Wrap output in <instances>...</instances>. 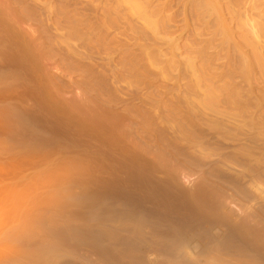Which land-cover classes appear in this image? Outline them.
<instances>
[{
  "label": "rangeland",
  "instance_id": "obj_1",
  "mask_svg": "<svg viewBox=\"0 0 264 264\" xmlns=\"http://www.w3.org/2000/svg\"><path fill=\"white\" fill-rule=\"evenodd\" d=\"M62 6L0 0V108L41 131L9 137L0 110V264L41 245L51 264H264V106H245L262 85L251 100L240 96L244 108L173 106L166 99L179 92L180 65L119 73L118 51L86 45L97 30ZM183 44L164 46L166 58L182 60ZM110 56L118 74L103 67ZM108 72L114 92L98 75ZM70 166L84 170L95 199L65 202L53 226L7 243L60 186L86 189L67 175L55 183ZM55 171L52 190L40 178Z\"/></svg>",
  "mask_w": 264,
  "mask_h": 264
},
{
  "label": "bare ground",
  "instance_id": "obj_2",
  "mask_svg": "<svg viewBox=\"0 0 264 264\" xmlns=\"http://www.w3.org/2000/svg\"><path fill=\"white\" fill-rule=\"evenodd\" d=\"M61 1L62 7L67 9V13L74 16L78 15L77 20L73 16L78 21L76 24L84 26L88 30H97V34L92 35V38L86 41V45H90L92 48L94 46L95 49L96 47L97 49L100 48V51H118V60H116L120 69L116 70H120L119 73L138 75L136 71L140 69L143 73L153 74L155 72L153 63L157 61L172 69L175 68V64L180 65V80H177L175 84L179 92L177 95L169 94L166 99L169 103L176 104L173 106L182 103L183 109H215L219 106L243 107L239 105L242 96L247 99L258 96L257 87L254 83L262 85L259 88L260 98L256 97L257 102L254 104L246 102L245 106L252 105L255 109L264 106V0ZM44 10V12L49 11V6ZM79 16L83 17L80 18ZM110 31V34L112 32L115 34L111 36ZM172 33L177 34V36L166 38V35ZM182 41L184 42L185 57H182V60L179 59L180 57H176L175 60L172 57L166 58L163 47L165 46L167 49L176 48ZM105 60L103 67L107 72L112 57L110 56ZM109 70L113 75L116 73V70L114 72L113 69ZM109 72L107 75L104 73L97 74L106 79L108 84L106 81L105 83L108 90L114 92L116 88L113 89V84L115 82L113 83L114 78L110 79L112 74ZM182 81L185 82L182 83ZM105 83L103 82L104 87H106ZM259 100L262 101L259 103ZM161 105L165 109H169L166 102ZM245 108L247 109V107ZM11 109L13 110V108L6 106L0 108L2 113H5L4 119L8 122L9 127L11 126L10 129L12 128L9 137L16 133H27L33 136H30L31 138L37 137L41 131L36 129L35 125L31 126L33 123L27 122L30 124L28 126L19 124L23 119L17 112L9 111ZM173 109H177V107ZM1 111L0 117L2 116ZM13 124L16 125L17 128L14 127L16 130L12 127ZM8 129L7 127V131L4 132L8 133ZM42 138L40 137V139ZM68 169L64 171L65 175L63 174L61 177H57V171L50 176L45 174V170L44 175H48L49 179L44 176L45 179L42 177L43 181L40 178L41 183L45 182L43 185L49 186V182L56 174L54 177H57L55 182L57 184L59 181V184L64 183L63 179L59 181L58 179L66 175L68 180L65 177V182H68L69 185L72 183L69 181L75 183L78 179L79 184H82L86 178L83 177L84 170H81L83 173L80 171L81 175L76 166H72V168L70 166ZM50 171L48 170V173ZM80 179L82 180L81 183ZM90 179L89 176V181L92 183L93 180ZM57 184L53 185V187L56 186L55 189L60 186ZM88 184L86 182L85 185L84 181L82 186H85L86 189L82 188L77 195L70 193L71 188L66 191V194L63 193L67 189L65 185H62V187L65 186L64 191L59 190L61 186L56 191L50 185V188L55 191L51 196L49 194V197L48 194L43 196L48 197L45 198L44 202L46 209L30 214V216L26 214V219L24 217V220H21L23 223L21 222V225L19 224L18 227L8 232L4 240L7 243L26 241L37 228L53 226L54 216L56 217L62 207L70 200L95 199L96 194L93 193L95 186L90 191V188H87ZM97 213L98 211H95V216ZM68 233L75 234L77 230L71 229ZM46 251L47 248L41 245L33 251L16 254L13 256V260L17 264H51V259L46 256Z\"/></svg>",
  "mask_w": 264,
  "mask_h": 264
}]
</instances>
